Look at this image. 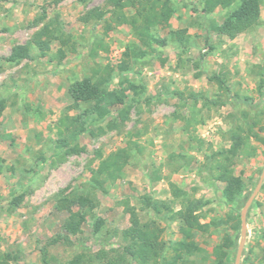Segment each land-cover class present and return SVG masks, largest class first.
I'll list each match as a JSON object with an SVG mask.
<instances>
[{"label":"rangeland","instance_id":"obj_1","mask_svg":"<svg viewBox=\"0 0 264 264\" xmlns=\"http://www.w3.org/2000/svg\"><path fill=\"white\" fill-rule=\"evenodd\" d=\"M55 1L0 0V98L7 102L0 119V255H10L12 264H44L42 252L47 249L49 264H68L80 253L109 251L121 243L119 234L129 227L131 211L142 222L157 220L169 245L182 238L176 222L143 209L141 199L148 195L170 201L171 185L211 202L203 222L237 215L241 221L264 169V146L251 141L256 152L241 155L234 164L246 184L238 207L226 204L225 186L212 178L210 165L213 153L230 146L236 125L259 122L255 130L264 125V0L259 26L233 39L212 27L223 23L230 8L207 14L202 0H170L159 8L166 22L146 44L129 25L106 33L104 22L82 20L94 9H107V0ZM50 24V50L41 52L32 42ZM98 40L103 44L97 46ZM21 46H30V59L7 62ZM128 47L130 57L125 56ZM93 48L98 51L94 58ZM59 50L65 53L63 59ZM107 64L115 67L108 92L131 82L144 86L145 93L121 129L99 135L97 128L105 125L98 123L81 133L76 119L86 120L83 114L91 108L75 109L70 89L86 77H97ZM215 76L224 79L228 92ZM176 91L184 98L174 96ZM191 95L198 98L196 103ZM106 97L102 91L97 105L107 106ZM243 98L251 99L252 107ZM63 140L85 151L64 155ZM130 140L142 154L135 151L124 176L95 191L99 206L94 218H102L105 228L95 235L89 217L81 235H69L63 229L67 214L56 210L57 195L89 190L97 152L107 156L126 148ZM155 173L160 180L152 183ZM233 223L197 235L206 253L197 264H213V249ZM238 238L229 264H235L241 229ZM241 264H264V183L248 211Z\"/></svg>","mask_w":264,"mask_h":264},{"label":"trees","instance_id":"obj_2","mask_svg":"<svg viewBox=\"0 0 264 264\" xmlns=\"http://www.w3.org/2000/svg\"><path fill=\"white\" fill-rule=\"evenodd\" d=\"M63 0H56L59 4ZM81 4L89 0H77ZM170 0H107V9H94L86 17L82 18L85 23L95 21L97 24L104 22L105 32L109 33L118 26L129 25L139 39V42L146 44L154 40L153 31L157 26L166 22V19L159 13V8L166 6ZM203 11L207 14L214 13L219 7L229 9L222 24L213 25V30L221 36L231 39L238 34L259 26L261 22V0H202ZM135 10V14L128 15L127 11ZM52 25L44 27L37 33L33 40L41 52L50 50L51 39L54 36ZM46 38L43 40V38ZM97 46L103 44L96 42ZM102 48L103 47L102 45ZM126 57H130V49L127 48ZM61 59L65 57L63 50H59ZM98 54L97 49L91 51V57ZM26 59H30V46L17 47L13 53L6 58L12 64H19ZM115 67L111 64L101 66L97 77H86L75 83L70 89L73 99V107L79 109L82 105L90 106V110L83 115L86 118L83 122L79 116L76 119L79 132H86L91 126L103 123L99 126L98 134L103 135L111 131H116L124 127L129 121L133 110L138 109L141 98L145 93L144 86H137L129 82L127 87L121 90L108 92ZM218 82L222 90H227L225 81L220 76L213 78ZM102 91L106 92L107 106L97 105ZM132 92V95L129 92ZM174 96L184 98L183 93L174 92ZM194 103L198 98L194 95ZM148 101V100H147ZM247 106L252 107V100L249 98L240 99ZM7 107L5 99L0 98V119ZM259 122H254L246 127L243 124L236 125L230 134V146L221 148L211 156L210 173L215 181L221 182L225 186L223 197L229 206H237L243 197L246 187L243 178L236 174L234 164L241 155H250L256 152V148L251 146V141H255L264 146V125L259 127ZM61 148L65 150L64 155L79 154L85 149L78 144H70L68 140L61 142ZM142 154L143 150L138 143L129 141L126 148L111 152L107 156L101 151L97 152L98 166L92 171L89 181V190L81 192L66 193L63 190L56 197V210L66 213L67 218L63 224V229L72 236L83 233V227L87 224L89 217L93 218L92 232L96 235L105 228V221L102 218H94V211L99 206L95 199V191H104L105 184L115 183L124 176V169L129 165L131 158L135 154ZM160 177L155 173L150 177V181L155 183ZM172 199L161 202L145 195L141 199L144 208L152 209L157 216H161L163 221L176 222L181 239L170 243L164 241V228L157 220L142 222L139 214L131 211L129 227L123 229L119 234L120 244L117 248L109 251H101L98 254L80 253L68 264H197L196 259L202 257L205 250L197 241V235L211 234L214 229H221L222 225L234 221L230 231L225 232L221 242L213 249V264H229V258L236 249L238 243V232L241 229L240 215L227 219L212 218L209 222H203L207 218L205 212L211 204L209 200L203 198L190 197L183 190L171 185ZM43 263L49 264V254L47 249L43 252ZM0 264H12L11 256L0 255Z\"/></svg>","mask_w":264,"mask_h":264},{"label":"water","instance_id":"obj_3","mask_svg":"<svg viewBox=\"0 0 264 264\" xmlns=\"http://www.w3.org/2000/svg\"><path fill=\"white\" fill-rule=\"evenodd\" d=\"M263 183H264V169H263L261 178L259 180V183H258L254 193L251 195V197L249 198V200L247 201V203L245 204V206L241 212V240H240V243L238 246L235 264H241L242 254L244 251V247H245V243H246V236H247V215H248V211H249L252 203L254 202L257 194L260 192V190L263 186Z\"/></svg>","mask_w":264,"mask_h":264}]
</instances>
